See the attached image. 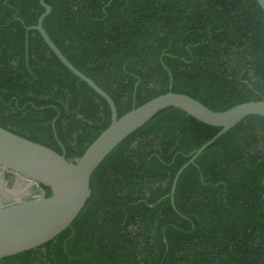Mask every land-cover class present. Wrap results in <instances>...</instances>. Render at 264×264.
Segmentation results:
<instances>
[{"label": "trees", "instance_id": "trees-1", "mask_svg": "<svg viewBox=\"0 0 264 264\" xmlns=\"http://www.w3.org/2000/svg\"><path fill=\"white\" fill-rule=\"evenodd\" d=\"M42 27L113 101L117 117L169 91L214 111L264 99V13L255 0H44ZM39 0H0V126L65 159L110 122L106 101L39 33ZM220 128L166 109L123 139L90 196L48 242L0 264H264V118ZM44 196L50 195L40 186Z\"/></svg>", "mask_w": 264, "mask_h": 264}, {"label": "water", "instance_id": "water-1", "mask_svg": "<svg viewBox=\"0 0 264 264\" xmlns=\"http://www.w3.org/2000/svg\"><path fill=\"white\" fill-rule=\"evenodd\" d=\"M264 13V0H255ZM44 11L35 30L55 57L77 78L102 97L110 110V122L77 158L19 136L0 126V259L36 248L66 229L79 214L90 196V177L106 156L127 136L158 113L175 108L195 120L220 130L196 149L176 172L170 191L172 201L176 181L182 170L218 137L248 116L264 118V99L214 111L196 99L169 91L133 107L117 117L111 98L90 78L78 71L59 51L42 27L51 7L39 0ZM50 190L44 196L40 186Z\"/></svg>", "mask_w": 264, "mask_h": 264}]
</instances>
